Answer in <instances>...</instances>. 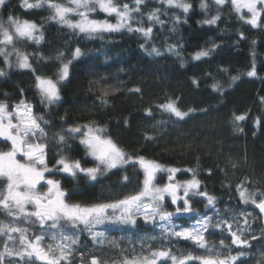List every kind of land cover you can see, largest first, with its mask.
<instances>
[{
	"label": "trees",
	"instance_id": "16d2710c",
	"mask_svg": "<svg viewBox=\"0 0 264 264\" xmlns=\"http://www.w3.org/2000/svg\"><path fill=\"white\" fill-rule=\"evenodd\" d=\"M56 2L68 4V0ZM114 2L132 6L134 0ZM187 2L193 7L184 14L180 9L166 8L159 0H145L142 18L133 20V27L140 23L145 26L154 23L148 21L147 14L156 8L161 9V19L165 21L163 27L155 24L153 36L146 42L140 33L127 30L101 33L90 38L50 19L52 10L47 5L26 10L21 7V0H7L6 5L0 8V22L7 27L9 15L21 21L34 22L43 32L44 39L39 44L16 41L15 46L29 54L35 72L16 67L15 56L11 58V68L0 57V69L6 73L0 76V101L8 103L11 108L24 99L32 104L34 115H43L49 121L47 125L42 124L48 133L44 139L48 143L49 167L55 166L60 156L80 160L84 167L95 166V161L86 156L84 146L79 143V134L77 138L67 137L66 145L57 144L55 138V133L70 127L91 125L104 129L102 135L111 138L132 157L143 156L165 167L195 169L202 190H207L217 199L215 208L207 210V214L214 217V222L216 209L219 216L229 222L233 216H238L240 224L245 217L237 210L251 213L247 216L251 232L245 236L252 247L245 249L250 253L245 259L249 264H261L264 261V253L261 252L264 237L252 240L251 235L259 236L264 232V224L255 205L240 202L236 189L243 185L250 193H256L257 199L264 198L260 195L264 194V103L261 102L264 97V16L261 18L262 26L252 28L239 19L229 0L219 8L217 24L206 25L201 21L216 15L218 6L213 0H206L209 7L201 10L200 0ZM165 12L166 15L163 14ZM175 15L181 18L179 24H175ZM89 16L110 23L117 21L98 8ZM71 19L76 20L77 17ZM174 26L175 31L172 30ZM240 33L244 39L240 38ZM170 44L177 47L179 56L166 51ZM213 44L218 47L209 57L193 59L197 51L210 49ZM152 46L159 48L164 55H148L145 49L150 50ZM76 47L84 55L73 61L69 80L59 85L61 100L51 106L42 104L35 88V76L56 80L61 64L57 55L63 52V59L67 62L72 59ZM253 63L257 75L249 77L247 72ZM232 76L238 79L233 82ZM193 79L198 83L194 84ZM214 81L222 85V93L212 90ZM136 88L140 91H131ZM105 90L109 93L107 96L103 95ZM169 100H175L182 111H194L185 120H177L159 108ZM147 109H151V115L147 114ZM236 115H244L246 119L235 121ZM146 136L152 139H146ZM178 174L182 181L191 179V173ZM125 175L128 176L126 183L123 181ZM53 178L60 181L70 203L90 205L111 202L139 191L143 173L138 165H128L113 169L95 182L86 177L73 179L61 174L53 175ZM163 179L159 177V184H165ZM5 183L0 179V189ZM195 201L193 207L204 213L206 202ZM9 219L0 211V220ZM138 223L142 228L146 227L141 221ZM29 227L39 231L38 225ZM147 227L151 231V226ZM233 227H237L236 223ZM100 230H104L108 240H115L118 246L109 243L96 246L87 232L81 231L77 252L72 257L73 264H80V252L87 253L85 260L95 255L106 264H117L122 251L128 256L133 251L141 252V241L133 230L105 226ZM205 235L208 243L225 255L229 250L233 254L239 251L235 246L231 249L221 247V239H225L227 245L231 244L226 230L210 228ZM49 243L52 242L46 238L45 244ZM163 244L171 246L177 255L189 252L205 254L204 249L182 241H164ZM149 245L159 248L161 241H144L145 252Z\"/></svg>",
	"mask_w": 264,
	"mask_h": 264
},
{
	"label": "snow or ice",
	"instance_id": "6c2138e0",
	"mask_svg": "<svg viewBox=\"0 0 264 264\" xmlns=\"http://www.w3.org/2000/svg\"><path fill=\"white\" fill-rule=\"evenodd\" d=\"M166 8L180 9L188 14L192 4L187 0H159ZM217 7V14L205 18L201 23L216 25L220 19L219 8L223 7L229 0H213ZM7 0H0V8L4 7ZM145 0H134L132 6L128 3L118 5L114 0H68V4L56 2V0H21V7L28 9H40L47 5L52 10L50 19L67 28L94 37L101 33L128 32L140 33L145 41L151 40L155 24L164 26L165 21L161 19V9L156 8L147 14L148 21L154 22L145 26L143 23L133 27L132 21L142 18V6ZM233 10L240 20L252 28L261 27V18L264 16V0H230ZM259 6V7H258ZM201 10L208 9L206 0H200ZM97 8L108 16L115 15L117 23L113 24L107 20L90 18L89 14ZM247 10L250 16H245L242 10ZM138 14V15H134ZM163 14H167L166 12ZM76 15L78 20L73 21L70 16ZM181 18L175 15V24H179ZM186 22V20L184 21ZM175 31V26L172 29ZM37 33H39L37 35ZM240 38L244 39L243 33ZM44 39L43 32L34 22L21 21L13 16H8V26L0 22V57L4 64L11 68L12 57L15 56V65L19 69H31L29 54L17 48L16 41L27 40L39 44ZM144 48V44L141 45ZM218 47L213 44L210 49L197 51L193 59L201 60L209 57L212 51ZM148 55L160 57L164 55L161 50L152 46L150 50L145 49ZM166 51L172 55L179 56L175 45H168ZM84 53L76 47L72 53V59L64 61V53L60 52L57 59L61 61L56 80L36 75L35 88L41 97V103L51 106L61 100L59 85L70 78V69L74 60H79ZM226 71V70H224ZM4 70L0 69V76H5ZM249 77L257 75L255 64L247 72ZM232 76L231 80H237ZM193 83L198 81L193 79ZM213 91L223 92V87L218 81L211 85ZM131 91L139 92L140 89ZM22 92V90H21ZM109 93L103 92L104 96ZM106 103L107 101H103ZM264 103V97L261 98ZM159 108L177 120H185L193 109L182 111L175 100L159 105ZM206 111V110H203ZM151 115V109L146 110ZM235 121L246 119L244 115L234 116ZM43 115L37 116L33 113L32 104L21 99L18 104L10 108L9 104L0 101V140L10 142L8 151H0V179L6 181L0 189V211H4L10 218L0 220V264H73L72 257L77 252L76 245L79 243V233L87 232L93 244L102 247L104 244L118 246L115 240L109 241L105 231L98 226L113 227L118 229H131L141 241V252L133 251L131 256L123 255L117 264H249L245 259L250 255L245 249L252 247L245 233L251 232L250 222L247 219L246 210H237L245 219L240 224L238 216L231 218L232 222L219 216L216 209L214 217L207 214V210L215 208L217 199L202 190L201 181L197 178L195 169H178L165 167L154 160H148L143 156L132 157L124 152L111 138L103 136L104 129L91 125L74 126L66 131L55 133L56 143L67 144V137L77 138L84 146L86 156L96 161L93 167H84L80 160L69 159L60 156L53 168H50L47 160L48 143L44 139L48 133L42 126L47 125ZM260 121H257L259 124ZM146 139H152L146 136ZM23 158V162L17 156ZM128 165L139 166L143 173V181L139 191L128 194L121 199L111 202H99L90 205L80 203H68L67 193L62 188L59 180L47 176V173L62 172L73 179L86 177L90 181L106 175L113 169L123 168ZM167 173V183L162 186L157 183V173ZM178 172L191 173V179L179 181L176 178ZM211 174V173H210ZM128 181V176L123 177ZM47 186L46 191H40L39 187ZM240 202L247 205H255L260 214H264V198L257 199L256 193H250L243 185L236 189ZM264 197V194H260ZM194 197L201 200L195 203H205L206 211L199 213L193 207ZM31 205V210L28 206ZM171 209V210H169ZM142 221L144 228L138 223ZM236 223L237 227H233ZM38 225L39 231H33L29 226ZM82 226V227H81ZM147 226H151V231ZM210 228L226 230L231 238V244L227 245L225 239L220 240L221 247L229 249L235 246L239 249L235 254L231 250L225 255L210 245L206 239V233ZM31 233V234H30ZM143 233V234H141ZM264 237L251 235L252 240ZM52 243L45 244V239ZM172 238L192 242L205 254H193L192 252L177 255L171 246H165L164 241ZM146 240H160L161 247L143 250V242ZM264 253V249H261ZM80 264H106L95 255L85 260L87 255L80 252ZM264 264V261L261 262Z\"/></svg>",
	"mask_w": 264,
	"mask_h": 264
},
{
	"label": "rangeland",
	"instance_id": "374dc122",
	"mask_svg": "<svg viewBox=\"0 0 264 264\" xmlns=\"http://www.w3.org/2000/svg\"><path fill=\"white\" fill-rule=\"evenodd\" d=\"M259 7V6H258ZM241 14H243V15H245V16H250V14L249 13H247V10L245 9V10H242V13ZM73 16H75V17H77V19L76 20H78L79 19V17L78 16H76V15H72V16H70V19L71 18H73ZM113 17H115L116 18V16L115 15H112ZM76 20H73V21H76ZM115 23H117V21L115 22ZM115 23H113V24H115ZM121 31H125V30H121ZM120 31V32H121ZM62 83V82H61ZM0 144H2L1 146H0V151H2V149H5L6 151H8V150H10V148H11V144H10V142H6V141H3L2 140V142L0 143ZM90 157V156H89ZM91 158V157H90ZM17 159H20L22 162H23V158L21 157V156H17ZM95 163H96V161H95ZM54 167V166H53ZM53 167H50V168H53ZM178 173H180V172H178ZM176 174V178H177V180H179V181H181L182 182V180H180L179 179V174ZM63 175V176H67L65 173H62V172H56L55 174H53V173H47L46 175L47 176H49V177H51V178H53V175ZM160 176H162L164 179L163 180H165V183H167V173L166 172H161V173H157V183L159 184V177ZM67 177H70V176H67ZM54 179V178H53ZM1 180H3V179H1ZM6 182V181H5ZM159 185H163V184H159ZM200 197H194L193 198V200H198ZM70 203V202H69ZM193 206H194V204H193ZM31 205H29L28 206V208H29V210H31ZM170 210V209H169ZM2 212H4V211H2ZM5 213V212H4ZM6 214V213H5ZM138 222H140V221H138ZM142 222V221H141ZM102 226H98V229H100ZM177 241V242H179V241H182V242H185V243H188V244H192V245H194L192 242H190V241H186V240H178V239H176V238H172L171 240H169V241ZM196 246V245H195Z\"/></svg>",
	"mask_w": 264,
	"mask_h": 264
},
{
	"label": "flooded vegetation",
	"instance_id": "af4514ba",
	"mask_svg": "<svg viewBox=\"0 0 264 264\" xmlns=\"http://www.w3.org/2000/svg\"><path fill=\"white\" fill-rule=\"evenodd\" d=\"M2 142V140H0V143ZM2 144H0V146H1ZM2 147V146H1ZM39 190L40 191H46L47 190V186L46 185H42V186H40L39 187ZM66 199H67V202L69 203V200H68V195H67V197H66Z\"/></svg>",
	"mask_w": 264,
	"mask_h": 264
},
{
	"label": "water",
	"instance_id": "95a60500",
	"mask_svg": "<svg viewBox=\"0 0 264 264\" xmlns=\"http://www.w3.org/2000/svg\"><path fill=\"white\" fill-rule=\"evenodd\" d=\"M256 210H257V212H259V209L256 208ZM259 214H260V213H259ZM260 217H261L262 222H263V224H264V214H260Z\"/></svg>",
	"mask_w": 264,
	"mask_h": 264
}]
</instances>
